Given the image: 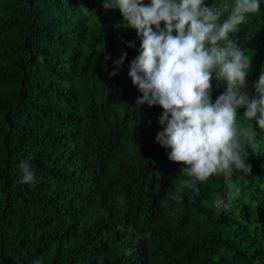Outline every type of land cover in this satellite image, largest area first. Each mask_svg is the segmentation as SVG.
Listing matches in <instances>:
<instances>
[{
	"label": "trees",
	"instance_id": "obj_1",
	"mask_svg": "<svg viewBox=\"0 0 264 264\" xmlns=\"http://www.w3.org/2000/svg\"><path fill=\"white\" fill-rule=\"evenodd\" d=\"M233 36L251 56V95L264 3ZM139 45L102 0H0V264H264V130L229 208L212 204L227 195L222 175L198 196L178 188L183 162L154 141L162 108L136 106L128 71ZM29 155L31 185L19 167Z\"/></svg>",
	"mask_w": 264,
	"mask_h": 264
},
{
	"label": "clouds",
	"instance_id": "obj_2",
	"mask_svg": "<svg viewBox=\"0 0 264 264\" xmlns=\"http://www.w3.org/2000/svg\"><path fill=\"white\" fill-rule=\"evenodd\" d=\"M262 3L233 0L229 7L225 0L210 5L207 0H102L105 10H119L140 40L128 76L141 93L139 109L162 108V127L154 141L169 149L170 160L183 162L181 173L188 178L178 188L188 187L198 196L201 182L222 175L228 192L212 201L218 213L240 194L232 178L251 173L248 149L256 147V129L264 130V69L250 95L251 56L233 38L252 14L261 12ZM125 43L136 47L135 41ZM126 57L122 52L113 61L111 75ZM221 86L223 91L213 99L214 88ZM238 116L250 123H238ZM30 161L29 155L19 165L21 181L29 185L37 182Z\"/></svg>",
	"mask_w": 264,
	"mask_h": 264
}]
</instances>
